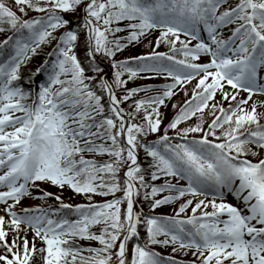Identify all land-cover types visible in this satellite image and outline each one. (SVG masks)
<instances>
[{"label": "snow or ice", "instance_id": "6c2138e0", "mask_svg": "<svg viewBox=\"0 0 264 264\" xmlns=\"http://www.w3.org/2000/svg\"><path fill=\"white\" fill-rule=\"evenodd\" d=\"M14 4L16 11L0 0V33H12L0 41V264H188L163 256L154 250L157 245L191 254L196 264H264V100L249 107L254 95L264 97V0ZM29 11L42 15L26 18ZM78 11L80 20L64 15ZM230 25L231 35L222 38ZM60 29L62 34L55 35ZM154 30H160L156 48L167 44L170 52L115 59ZM81 32L87 68L76 54ZM123 32L129 35H119ZM52 41L57 43L48 57L54 59L31 73L25 90L22 66ZM98 56L109 60L111 81ZM201 56L209 62L200 63ZM41 73L46 79L36 84ZM142 73L172 82L129 89V81ZM197 78L192 98L182 108L173 106L177 114L160 135L161 108ZM149 92L158 94L134 99ZM129 100L133 103L125 111L122 105ZM141 114L142 121L135 122ZM194 117L199 122L192 124ZM152 134L158 138L149 142ZM141 148L150 158L147 168L139 162ZM40 182L68 187L89 202L72 205L44 191L35 198L55 199L58 208L17 211ZM229 194L239 206L224 202ZM141 195L148 213L135 210ZM95 196L112 198L95 203ZM177 203L173 215L152 214ZM96 226L99 231H92ZM37 241L44 246L37 247Z\"/></svg>", "mask_w": 264, "mask_h": 264}, {"label": "trees", "instance_id": "16d2710c", "mask_svg": "<svg viewBox=\"0 0 264 264\" xmlns=\"http://www.w3.org/2000/svg\"><path fill=\"white\" fill-rule=\"evenodd\" d=\"M3 2L8 7L12 8L14 11L17 10L16 5L14 4V0H3ZM229 2L234 5L237 2V0H229ZM39 15H42V14L37 13L35 11H29L28 16L26 18H34V17H37ZM64 15L66 18H69V19L82 16V14L79 11L74 12V13H65ZM119 26L125 27L124 24H121ZM70 27H75V24H71ZM63 31H64V29H60L55 33V35L59 36L60 34H62ZM11 34L12 33L10 31L0 33V41H2V38L4 36H6V35L8 36ZM119 35L127 36V35H129V33L123 32ZM159 37H155L153 35V33H150L146 37H142L140 42L133 43V44L129 45V47L126 48L123 52L117 53V56L115 57V59L118 61L134 59L135 57H138V56L150 55L153 51L170 52V48L167 44H161L159 49L156 48L155 42H156V40L159 39ZM56 43H57L56 41H52V43L50 45L42 46V51H40V53L38 55L32 57L31 61L27 65L22 66L21 75H22V80L24 81L22 86L28 85L27 78L31 75L32 72L35 71V69L38 66H41L44 64L45 59H54V57H51V58L48 57V53L52 51V49L55 47ZM87 52H88V49L85 46V33L81 32L79 34V40H78V43L76 46V54H77L78 58L81 60L83 66H85V68H87V65H88ZM178 58H182V55L178 56ZM97 59L100 62L101 66L104 68L105 73H107L106 65L110 66L109 60L104 59V58L99 57V56L97 57ZM134 66L135 65H133V67ZM86 75H93V73L86 72ZM109 77L112 80L113 77H112L111 73L109 74ZM124 78L128 79L127 75H125ZM142 78H145V77L141 75L140 78L130 80L128 83V88L129 89H131V88H146V87H150V86L159 87V86L164 85V84L160 83V81H162L160 78L158 80H153V79L149 80L148 79L146 81L141 80ZM37 79L40 81H44L46 79V74L41 73L37 77ZM166 81H168V79H166ZM195 87L196 86H190V87H187L185 89V91H187L188 95H185V91L178 92V95L174 96L170 101H167L166 106L161 108V111L164 114V123L161 126L160 135L163 134V129L167 127V124L169 122H171L172 119L174 118V116L177 114V109L174 108L173 106L176 104H179L180 107L182 108L183 105L185 103H187V101L192 98V95L194 94L193 90L195 89ZM117 94L119 95V91L117 92ZM156 94H158V93H153V92L140 93L134 99H140V98H144L146 96H151V95H156ZM104 102H105V104H107V96H105ZM132 103H133V100H129V101L125 102L122 105V107L125 109V111H129ZM209 114H211V113H209L208 111H205V119L210 124V122L208 121V115ZM142 119H143V114H141V116L135 122L139 123L142 121ZM198 122L199 121L194 117L190 123L195 124ZM205 128L207 129V124L205 125ZM169 135H175V133L170 131ZM157 138H158L157 134H152V135L148 136L146 139L149 142H151V141L156 140ZM173 142L175 143V142H179V141L174 140ZM85 155H86V158H95L97 160H107L108 159L107 156H103V157L95 156V157H93L92 154H85ZM139 162H140L141 166L145 167V168L148 167V164L150 162V158L146 157L142 148L139 150ZM125 171H126V167L122 168L121 173H120L122 178H123ZM162 182H163V180L158 181L157 183H162ZM61 193H62L61 196H62L63 201L68 202L72 205H76L79 203L87 204L89 202L83 195H78V194L74 193L70 188H66V190H64V191L62 190ZM57 195H59V194H57ZM119 195H121V193H117V196H119ZM111 198L112 197L105 198V197L95 196L93 198V202L102 203L106 199H111ZM42 201L47 203V204H54V205L58 203V201H56L55 199H52V198H49L47 200H42ZM136 204L143 210V212H145V213L149 212L148 203L143 200L142 195L138 198ZM178 207H179V203L174 204V205H164V206H161L160 208L156 209L155 212L152 214L164 215V216L173 215L174 214L173 209L175 208L176 210H178ZM187 214L188 215L191 214V209H189ZM70 218L75 219L74 216L70 217ZM92 231L98 232L99 226L94 227L92 229ZM140 234L142 237L146 236L143 228L140 229ZM78 242H79V244H81L84 247H88V246L98 247L99 246L98 242H89V241H78ZM85 255H87V253H85ZM37 263H39V262H37Z\"/></svg>", "mask_w": 264, "mask_h": 264}, {"label": "rangeland", "instance_id": "374dc122", "mask_svg": "<svg viewBox=\"0 0 264 264\" xmlns=\"http://www.w3.org/2000/svg\"><path fill=\"white\" fill-rule=\"evenodd\" d=\"M82 18V16L81 17H75L74 19H72L73 21H75V20H80ZM156 33V34H155ZM155 33H153V35L155 36V37H159L160 35L159 34H157L158 32H155ZM206 39V38H205ZM209 57H207V56H204V58L201 60V62L200 63H207V62H209ZM196 80H198V78L196 79ZM196 80H193V81H196ZM110 81H111V79H110ZM160 81V80H159ZM184 88L186 89V86H184ZM227 91H229V92H231L232 91V89H230L229 87H227ZM179 92H181V90L179 91ZM247 96H248V93H240V97H242V98H244V99H247ZM256 100H258L256 97H254L253 96V101H250L249 102V107H250V105L253 103V102H255ZM216 101L219 103V102H222V97L218 94L217 95V99H216ZM229 106V103H227V102H225L224 103V107H228ZM208 112H209V110H208ZM210 113V112H209ZM17 115H18V113H17ZM213 118H212V116H211V114H209L208 115V121L209 122H211V120H212ZM262 156L264 157V153H262ZM37 189H38V191L40 192V193H43L44 191H48V192H50V191H52V192H54V193H56V194H59V195H61L62 193H61V191L63 190H66V188H64V189H60V188H55V186H52L51 184H47V183H43V182H40L39 183V187L38 188H34V189H31V191H32V193H33V198H35V197H38L39 196V192L37 191ZM37 192V193H36ZM33 198H28V197H25L24 199H22V201H21V204L17 207V211H19L20 210V208H22V207H34V206H37V205H39L38 204V202L36 201V200H34ZM230 199V200H229ZM225 200H228L230 203H232L233 205H236L235 204V202L236 203H239L231 194H229V195H227L226 197H225ZM232 201V202H231ZM3 206L2 205H0V208H2ZM210 208V207H209ZM208 208V209H209ZM135 210L136 211H140L139 210V208L138 207H135ZM0 215H4V213L3 212H0ZM31 231L29 230L28 231V234H27V238H28V240L31 242V240H32V237H33V234L32 233H30ZM11 239H12V234H11V232H10V234H9V242H11ZM37 242H40V241H37ZM38 243H37V247H38ZM31 246V245H30ZM0 254H2V253H0Z\"/></svg>", "mask_w": 264, "mask_h": 264}]
</instances>
